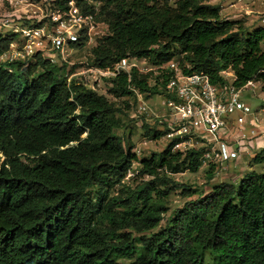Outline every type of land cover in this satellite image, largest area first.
<instances>
[{"label":"trees","instance_id":"16d2710c","mask_svg":"<svg viewBox=\"0 0 264 264\" xmlns=\"http://www.w3.org/2000/svg\"><path fill=\"white\" fill-rule=\"evenodd\" d=\"M67 1L55 5L65 8ZM93 1L107 25L91 48L93 66L126 57L161 66L177 51L184 73L203 71L222 84L220 72L230 70L236 87L260 82L264 93L263 26L249 30L226 20L208 0ZM75 2L94 12L84 0ZM14 37L0 35V53ZM30 60L40 69L32 78L24 62L0 63V264H264L263 171L200 192L151 232L181 186L169 175L196 172L203 149L173 151L168 143L138 158L133 144L115 133L122 127L118 107L67 81L62 67L39 53ZM157 72L154 85L151 71L136 68L105 79L114 97L133 95L138 103L136 91L145 98L164 94L171 71ZM134 161L136 174L149 178L130 186L124 178ZM262 161L264 155L254 157Z\"/></svg>","mask_w":264,"mask_h":264},{"label":"built area","instance_id":"2783aa9c","mask_svg":"<svg viewBox=\"0 0 264 264\" xmlns=\"http://www.w3.org/2000/svg\"><path fill=\"white\" fill-rule=\"evenodd\" d=\"M6 1L12 9L0 18V26L8 27L15 37L0 53V63H27L37 53L54 63V56L71 45L88 42L95 37L99 39L106 34L107 27L99 22L96 15L99 7H93L92 0L84 2L92 5L93 13L83 11L75 0H68L65 8L56 6L55 0H41V7L26 0ZM19 2L22 3L21 7L16 6ZM32 7H36V10ZM22 18L25 20L23 24L18 22ZM261 22L264 24V11ZM104 27L106 30H103ZM138 60L126 57L106 68L90 67L86 72L92 78V84L85 86L95 90L102 79L128 73L132 68L140 73L152 70L140 69L135 63ZM164 68H168L171 74L163 94L168 109L162 118L166 130L163 136L173 143V151L202 148L201 164L215 166L238 160L242 151L254 146L259 122L241 97V91L252 86L254 81H248L238 88L233 84L235 76L230 70L220 72L224 83L214 84L205 72L184 73L173 60L157 66V70ZM87 73L81 74L88 77ZM136 94L138 110L147 112L149 108L142 95L137 91ZM232 115L234 120L230 121Z\"/></svg>","mask_w":264,"mask_h":264},{"label":"rangeland","instance_id":"374dc122","mask_svg":"<svg viewBox=\"0 0 264 264\" xmlns=\"http://www.w3.org/2000/svg\"><path fill=\"white\" fill-rule=\"evenodd\" d=\"M27 2L35 3L42 6L41 0H26ZM93 1V0H92ZM25 2V1H24ZM94 2L96 9L99 7V3ZM172 3L173 0H170ZM256 5L258 6L255 12V18L252 20L245 19L241 17L240 21L250 30L256 27H262L263 23L261 22V13L264 9V6L261 5V0H256ZM22 3H16L17 7H21ZM31 7H29L30 9ZM12 7L6 0H0V18L8 13H10ZM33 10H36V7H32ZM98 11V10H96ZM31 12V10H30ZM98 14V13H97ZM96 14V15H97ZM221 17H225V11H221ZM25 17V16H23ZM24 18L20 19L18 22L22 23L25 21ZM234 20V19H229ZM99 22H103L102 18L99 19ZM104 23V22H103ZM107 27V25L104 23ZM103 30H106L104 27ZM107 33V30H106ZM12 32L8 27L0 26V35L2 37L11 35ZM98 37L93 38L88 42L79 46H71L70 48L65 49L62 53H57L53 60L54 64L59 67H62L60 74L68 77L67 81L74 80L82 84L91 86L92 78L86 72L90 67H93L91 48L96 44ZM180 55L177 51H174L173 60L175 63H178ZM31 61V60H30ZM28 61L24 66V71L30 78L34 77L39 68H35L33 63ZM138 64V67L141 69L151 68L152 72L151 78L149 79L150 85L156 84L154 77L158 74L157 65L148 62L146 60L140 59L135 61ZM148 71V70H147ZM148 71V72H150ZM87 73L88 77L82 76L81 73ZM261 83L254 82L252 86H249L246 89L241 91V97L252 109V116L258 119L260 128L258 129V134L254 138V146L248 147L247 151H242L240 157L235 162L231 161L222 165H201L196 172L183 171L176 174H170L169 177L176 182L178 185H181L172 191L168 196V212L165 213L160 221L159 225L154 228L151 232H155L159 227H163L166 221L169 219L170 214L175 209L181 207L185 201L190 199H196L198 194L206 193L209 189L222 182H234L238 183L242 175L247 171H254L256 173L264 172V161L261 163H255L254 157L256 155H264V93L260 90ZM111 84L102 79L99 84L95 87V91L98 94L104 95L109 101H111L120 112L118 116L121 118L122 127L115 130V133L123 137L125 141H129L133 144V151L137 154L138 158L150 157L152 154L160 153L169 143V141L164 137L158 139H153L152 135L154 132H160L164 129V122L162 121L163 115L168 113V109L165 105V98L161 92L148 95L145 98V95H142V99L145 101L146 106L149 108L147 112H140L138 110V103L133 95L114 97L109 89ZM160 86L158 87V91ZM250 118V117H248ZM247 118V119H248ZM234 120V116L230 117V121ZM85 136V135H84ZM138 168V161H134L125 174L124 181L130 186H134L140 183L142 180H146L148 176H140L136 174V169ZM211 170L212 177L209 179L207 172ZM234 180V181H233ZM117 186H114L113 190L110 192L114 194L117 190ZM182 189L195 190L196 194L186 195L182 192ZM115 191V192H114ZM119 263L125 264L128 261L125 259L118 260Z\"/></svg>","mask_w":264,"mask_h":264},{"label":"crops","instance_id":"0c3cea01","mask_svg":"<svg viewBox=\"0 0 264 264\" xmlns=\"http://www.w3.org/2000/svg\"><path fill=\"white\" fill-rule=\"evenodd\" d=\"M208 1L211 4H218L221 7V11H225L224 18L228 17L229 19L238 20L241 17H244L245 19H248L250 21L256 17L254 15L255 12L257 13L260 12V11H256L257 9H255L258 6H260V5H256L257 3L256 0H208ZM261 5L264 6L263 0H261ZM248 87L249 86H247L246 88Z\"/></svg>","mask_w":264,"mask_h":264}]
</instances>
